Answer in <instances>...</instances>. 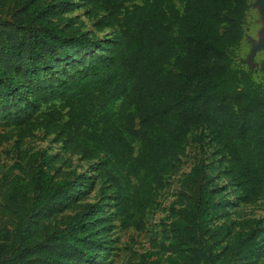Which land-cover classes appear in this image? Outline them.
<instances>
[{
  "label": "trees",
  "instance_id": "trees-1",
  "mask_svg": "<svg viewBox=\"0 0 264 264\" xmlns=\"http://www.w3.org/2000/svg\"><path fill=\"white\" fill-rule=\"evenodd\" d=\"M0 1L15 10L0 20V145L55 136L95 163L120 229L143 232L200 132L207 160L162 221L166 256L135 264H264L263 221L223 222L232 187L242 205L264 200V82L233 61L250 0H86L106 39L65 16L69 0ZM61 161L39 151L0 175V264H97L107 253V205L81 202L94 178Z\"/></svg>",
  "mask_w": 264,
  "mask_h": 264
},
{
  "label": "rangeland",
  "instance_id": "rangeland-1",
  "mask_svg": "<svg viewBox=\"0 0 264 264\" xmlns=\"http://www.w3.org/2000/svg\"><path fill=\"white\" fill-rule=\"evenodd\" d=\"M49 1L51 0L47 2ZM69 4H71L73 11L66 13L65 16L73 18L84 31L91 32L92 38L106 39L111 34L110 30L103 33L96 30V19L93 17L94 9L86 0H69ZM14 11L12 6L4 5L0 1V20L11 21ZM261 19L260 11L256 7V0H250V9L246 17L245 38L241 46L233 52L234 67L251 73L257 83L264 82V51L256 52L253 50V43L258 42L262 37L260 35L263 29ZM199 135L200 132H194L189 136L182 165L176 174L166 178V186L159 193L155 205L149 211L146 218V229L143 232L120 229L119 223L112 217L111 200L105 199V196H111L112 193L102 180L95 178L93 172L95 163L84 161L79 156H71L66 153L62 144L56 142L55 136H47L43 130H38L32 137L23 142L13 139L0 145V175L16 163L25 165L32 153L47 151L50 154L60 155L62 157L60 164L66 166L64 170L73 169L78 175H83L86 180L94 178L89 187L84 189L87 195L81 202L106 204L108 207L110 231L108 238L104 239L105 242L107 241L105 243L107 253L99 254L97 264H135L139 261L140 256L146 252H152L154 254L153 259L164 260L166 255L161 253L162 221L170 216L171 206L179 200L182 179L199 159L207 157L201 154L196 142ZM214 151L213 148H207L208 155ZM215 159L220 160L218 157ZM220 169L221 172L225 173L226 165L221 166ZM228 182L229 178L223 174L217 184L227 186ZM225 198L230 200L233 206L228 208L229 216L223 222L231 225L232 222L240 223L243 220L260 219L264 223V200L253 205H242L239 203L238 193L233 187L225 193ZM6 222V219H0V224H6ZM236 230H240V228Z\"/></svg>",
  "mask_w": 264,
  "mask_h": 264
},
{
  "label": "water",
  "instance_id": "water-1",
  "mask_svg": "<svg viewBox=\"0 0 264 264\" xmlns=\"http://www.w3.org/2000/svg\"><path fill=\"white\" fill-rule=\"evenodd\" d=\"M256 7L259 9L261 14V22L263 23V29L260 32V39L258 42L253 43V50L256 52L264 51V0H256Z\"/></svg>",
  "mask_w": 264,
  "mask_h": 264
}]
</instances>
